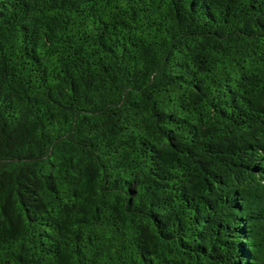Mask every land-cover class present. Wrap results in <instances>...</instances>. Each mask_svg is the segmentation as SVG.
Returning <instances> with one entry per match:
<instances>
[{"label": "trees", "instance_id": "16d2710c", "mask_svg": "<svg viewBox=\"0 0 264 264\" xmlns=\"http://www.w3.org/2000/svg\"><path fill=\"white\" fill-rule=\"evenodd\" d=\"M0 264H264V0H0Z\"/></svg>", "mask_w": 264, "mask_h": 264}]
</instances>
